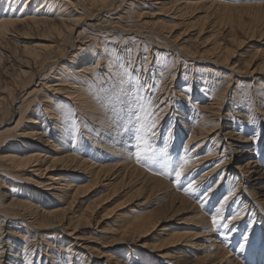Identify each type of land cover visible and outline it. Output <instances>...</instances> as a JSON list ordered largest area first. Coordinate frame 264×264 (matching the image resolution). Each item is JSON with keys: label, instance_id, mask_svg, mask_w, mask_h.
<instances>
[{"label": "bare ground", "instance_id": "6f19581e", "mask_svg": "<svg viewBox=\"0 0 264 264\" xmlns=\"http://www.w3.org/2000/svg\"><path fill=\"white\" fill-rule=\"evenodd\" d=\"M107 1L79 0V7L78 0L75 4L71 0H0V44L15 29H23L24 38L33 29L44 28L57 42L44 36L41 38L45 43L36 44L35 49L25 46L27 57L43 76L55 64V58L63 54L67 42L76 46L74 39L80 40L78 35L69 40L67 30L73 32L75 28L68 21L78 23L94 11L106 6L109 10L118 8L125 1L133 20H143L145 12L136 3L138 0H117V4ZM253 1L161 0L158 13L179 21L169 24L164 17L150 13L151 17L155 15L152 26L145 32L138 29L133 33L153 43L161 37L169 39L172 35H166L175 24L199 29V33L207 28L210 34L202 51L176 44L178 54H172V72L175 77L179 58L184 64L191 60L193 67L201 65V61L208 62L204 67L208 71L217 69L216 77L228 76L227 85L223 83L217 92L213 90L219 79L206 81L195 76L188 85L180 81L181 86L171 96L161 79V71L168 67L164 58L170 50H156L152 67L147 62L143 63V71L132 69L124 44L117 43L123 38L110 32L115 30L116 21L108 20L97 23L99 28L88 35L93 36L90 43L81 42L84 47L79 46L75 54L64 58L63 64L54 65L59 67L55 74H59L56 79L60 84L51 77L34 84L20 101L15 125L0 131V223L16 219V229L9 228L7 234L15 239L6 240L5 249L0 245V263L6 259V264H32L26 241L36 233L42 238L48 232L51 237L53 231L69 237L67 244L76 247L79 257L70 262L52 249L44 264H153L149 254L158 259L154 264H264V126L253 121L252 126L245 125L247 129L241 130L250 111L255 109L253 113L260 116L262 110L248 107L247 113L239 116L236 108L241 105L240 99L234 92L238 85L246 84L242 80L244 71L259 74L257 78L250 76L248 84L257 81L255 88L264 91V46H255L254 50L256 55L261 53V59L253 56L243 66H236L233 60L242 36L255 41L264 37V0ZM129 20V24L135 22ZM120 27L122 33L129 28L128 24ZM224 28L223 39L220 35ZM34 74L22 68L21 77L13 85L33 84ZM37 87L51 91L42 106L35 98ZM12 94H0V120L7 116V99ZM254 96L261 104L256 92ZM169 97L174 98L175 105ZM150 107L159 117L155 143L150 134L146 135L159 161L152 170L137 163L136 149L130 142L134 129L149 122ZM230 112L238 115L237 126L236 119L228 116ZM137 113L139 120L134 118ZM15 132L19 139H13ZM186 149L190 163L180 187L174 183V170ZM232 159L241 160L234 165ZM155 171L169 174L157 175ZM189 183L194 190L186 194L183 188ZM213 202L215 206H211ZM228 207L233 211L227 213ZM217 208H221L218 221L232 229H220L225 238L212 228ZM99 213L102 214L97 218ZM174 213L182 214L175 220L176 227L172 223L165 227L163 221L171 220ZM236 213L239 218L229 223L226 217ZM255 221H259L261 231L256 229ZM99 226L108 231L104 242L92 243L94 238L81 236L85 230ZM1 227L0 224V230ZM243 236L248 237L247 241ZM198 237H202V245ZM17 239L22 240L23 248L10 251ZM42 240L48 250L49 238ZM226 241L231 246H225ZM204 242H208L207 246ZM105 247L109 252L103 251Z\"/></svg>", "mask_w": 264, "mask_h": 264}, {"label": "rangeland", "instance_id": "374dc122", "mask_svg": "<svg viewBox=\"0 0 264 264\" xmlns=\"http://www.w3.org/2000/svg\"><path fill=\"white\" fill-rule=\"evenodd\" d=\"M76 1L77 0H71V2H73V4H75ZM160 1L161 0H149V1L138 0L136 2V3H139V6H141L143 8L142 12H145V13H143V17H142L143 20H145V19L147 20V21H145V23H141V21H143V20H141V21L133 20L134 17L133 18L131 17L132 16V11L129 10L128 7L126 6L127 5L126 1L123 2V4H121L118 8H112V9L109 10V8L107 9V6H106L105 8L102 9L103 11L105 9V11L108 12V13L103 12L102 10L101 11L99 10V12L98 11H94L91 15H89V18H83L81 21H78V23H75L73 21L71 23V21H68L67 24L68 25L70 24L71 27L75 28V29H73V32L67 30V32L70 34L69 35V40L71 39L73 41V38L76 37V35L79 36L80 40H78V38H77V40L74 39V41H76V42L73 41V43L76 44V46L75 45L72 46L70 43L67 42L66 45H65V50H64L63 54L58 55V57L55 58L54 63L56 64V66H58L59 64H63L65 62V59H67V57L70 56V54H75L78 51V47L79 46L84 47V45H81V42L90 43V41L93 38V36H88V35H90L92 33V31H94V30L99 28L97 23L99 21H101V20H108V22L116 21L115 22L116 23L115 24V30L114 31L112 30L110 32L113 35H115L117 38H120V37L123 38L122 40H120L117 43H118V45L119 44H124V49H125V51L127 52V55H128L127 57H129V60L131 62V63L128 62V65H130L132 67V69H136L137 68V70L143 71V67H144L145 64H147V62H148V66L152 67V63L154 62V60H156V57H155L156 56V52L158 53L159 51L161 52L162 50L164 52H166V51L170 50L169 51L170 55L166 54V57L164 58V61L168 64L167 65L168 67H166L163 71H161L162 75L164 74V77H162L161 79H163V81H165V84L167 85L166 87H164V90L165 91L167 90L166 92H168V94H170L171 96H173L174 89L176 87H177L176 89H179V86H181V82L182 81L186 82V84L188 85V84H190V82H193L192 78L195 79V76H200L201 79L204 78L206 81L211 80L212 77H216L215 75L218 74L217 73V69L210 68L209 71H208L206 69V67H204L203 64H205V63L208 64V62L201 61L202 63L201 62L199 63L201 65H198L197 67H193L192 66L193 64L191 65V60L186 61V63L184 64L182 62L183 59H180V58H179V63H177L176 76L175 77L173 76V72H172L175 69L173 67V65H172L173 64V57L172 56L175 53H177L176 52L177 49L175 48L176 44L181 43L183 46L191 48L194 52H196L198 50L202 51L207 46L208 35L210 34V32H206L207 28H205L204 30L202 29L203 31L201 30L202 32L199 33V29L188 28L185 24L184 25H181V24H177L176 25L175 24L174 28L170 30V33L166 35V36H171L172 35L173 37L171 36V37H169V39L171 38V40L173 42H170V40L165 38V37H161V38L157 39L156 42L152 43V42L145 41L146 39H142L139 36H133V33L134 32H138L137 31L138 29L142 30L143 32H145L146 29L150 28L152 26V22L154 20L153 17L155 15L160 16V18L164 17L163 19L166 20L169 24L177 23V21H179L178 19H171L169 17H166V15H164L163 12L162 13H158L159 12L158 3H160ZM231 1L235 2V3H239V2L241 3L242 1H246V0H239V2L238 1L236 2V0H231ZM252 1L253 0H250V2H252ZM257 1L258 0H254L253 2H257ZM110 2H113V3H116V4L118 3L117 0H113V1H110ZM140 2L141 3L143 2L142 3L143 6H142V4ZM147 3H149V4H147ZM78 6L80 7L79 0H78ZM66 8H68V9H66L68 11L71 9L69 6L66 7ZM150 13H152V14L154 13L155 15L153 17H151V16H149ZM80 15H82V14H80ZM101 16H103L104 18H100ZM129 19H132L133 22L135 21L134 22L135 24L134 23L133 24H129V22H131ZM244 19L246 21H249L246 17H244ZM86 24H93V26L94 25L95 26L94 27H88ZM127 24H128L129 28L128 29H124V30H126L125 31L126 33L125 32L122 33V31L119 32V30L123 29L120 26L121 25H127ZM141 28H143V29H141ZM104 29L105 28L100 29V31L103 32ZM22 30L23 29H15L12 32L13 34L9 35V37L7 36V38L4 39V42H2V44H0L1 46L4 45L3 47L0 46V50H2V52L0 51V61H1V59L3 61V62L2 61L0 62V94L1 95H6V93L8 91H11L13 93L12 97L7 99V103H8V105H10L9 109L11 111L8 109L7 114H6L8 117L5 116L2 119L3 121L0 120V131L2 129L6 128V127H12V125L13 126L15 125L16 121L19 118V110L17 108H18V106L21 105L20 101H21L22 98H24L26 96L27 92H30L31 89H33L35 87V85H34L35 83L39 82L40 80L41 81H48L49 79L51 80V78L54 79V80H57V83H59V84L61 82L59 79H56L57 77L59 78V74H55L59 67H56V66H54L55 64H53L52 68L49 71H44L43 76H42L41 73L37 70V68L35 66L33 67L34 63L31 61L30 58L27 57L28 54L25 53V46L29 47L30 49H35V47L37 46L36 44L45 43L44 42L45 40L42 39L41 37H44V36L50 37L52 40H54V42H57V39L55 37H52L50 34L46 33L44 28H42V29H33L32 31H30L26 35V37L23 38L24 35L21 33ZM223 30L225 31L226 28H224ZM95 32L96 31H94V33ZM111 33H109V34H111ZM44 34H47V35H44ZM179 34H181V35H179ZM225 34H226V31L223 34H221L220 36L224 39ZM239 34H241V33H239ZM222 35H224V36H222ZM225 38L227 39L228 37H225ZM244 38L245 37L242 36L243 40H242L241 44L238 45V47L235 49V52H234L235 56H233V58H234L233 60L235 61V65L236 66L237 65L238 66H243V64L247 60H249L251 57H253V56L254 57L256 56L255 58H257V56H258L259 59H261V57H262L261 53L258 54V55L254 54V50H255V46H257V47L259 46L260 49H261V47L263 48V46H264V37L262 39H259L258 41H255L254 39L248 40V39H246V38L244 39ZM124 39L127 40V43L123 42ZM141 40L143 42H141ZM62 42H63V40L61 41V43ZM136 42H138V46H136V44H137ZM156 45H157V47H156ZM261 45H263V46H261ZM39 48L41 49V47H39ZM136 48H137V50H136ZM160 48H161V50H160ZM140 57L141 58L146 57L148 61L146 59L142 60V59H140ZM143 63H145V64H143ZM22 68L23 69H31V70H33L35 72V74L33 75L34 76V83L33 84L30 83V85L28 84L27 86H21V85L20 86L19 85L15 86V85H13L14 80L16 81V79H19L21 77L20 70ZM155 68L156 67H154V69ZM242 74H243V76L249 77V78L246 79L245 77H242V80H245L244 83H246V84H240L234 89V92L236 93V96L238 95V99H240V104H241L240 106H238L236 108V111H239V116H242L241 114L244 115V114L247 113L246 109H248V107H249V110H253L254 109L253 107H257L258 106V108L260 110H262V112H261L262 114L260 116H258V115L253 113V112H257L255 109H254L255 111L253 110V112L250 111V113L247 115V119L244 120L247 123L245 122V124L242 125V129L241 130L244 132V129H247L248 127L252 126L251 123L253 121H255L254 123L256 125L262 122V125L264 126V91L255 88V86L257 84V81L253 82V80H252V83L248 84V82L251 81V79H250L251 77L250 76L257 78V77L260 76L259 74H251L250 75L246 71H244ZM177 76H179V77H177ZM216 78H217V80L219 79L218 80L219 84H217V86H216V84H214L213 92H217V90H220L223 87V85H222L223 83H225V85H227V83H228V76L227 75L223 76L222 79H220L219 77H216ZM231 83H232V81H231ZM233 85H235V84L233 83ZM6 86H7V88H5ZM37 88H39V89H38V91H36L35 98H36L37 102L42 106V104L44 103L46 98H48L47 95L51 94V91H46L44 89H40V87H37ZM209 88L211 89L210 86H209ZM255 92H256V94L258 96L257 98H258V100H260L261 104H257L258 102L255 101V96H254ZM61 93H62V91H60L59 93L57 92L55 94L58 95V94H61ZM57 95H54V96H57ZM30 98H31V96L28 97L27 100H29ZM169 100H171L172 106L175 105L176 102H174V98L173 97H169ZM227 113L228 112H226L225 114L227 115ZM228 116H230L231 117L230 119H232L233 121L236 119V121H234V122H236L235 125L237 126L238 125L237 122L240 121V120H238V118H236L238 115L232 114L230 112ZM245 125L247 126V128H246ZM18 128H21V126H18ZM263 128H262V130H263ZM15 131H17V129H15ZM237 131H238V129H237ZM262 135H263V132L260 133L259 138L262 137ZM13 139H15V140L19 139V136L16 135V132H15V138H13ZM259 159L261 160V157H259ZM240 160L232 159V162L235 165ZM29 175H30V173L26 172L25 176L29 177ZM179 186L182 187V185H179ZM0 188H1V186H0ZM176 189H178V186H177ZM213 204H214V202L211 204V206ZM214 206H215V204H214ZM212 208L213 207H211V209ZM227 209H229L228 210L229 212L227 211V213H230V212L233 211L232 210L233 207L232 208L228 207ZM168 213H170L169 210H168ZM101 214L102 213H99L97 215V218H100L99 216ZM205 214L208 215L209 213H205ZM174 215L175 216H173L171 218V220L168 219L167 221H165V220L163 221V224H165V227H166V224H168V223H172V224H174L173 227H176L175 226L176 225V221L175 220L178 217H180L182 214L181 213L180 214L179 213H174ZM6 220L3 221V224L0 223L2 225L1 230H0V240H2V242H1L0 245L3 246V249L7 248V246H4V244H6L5 243L6 240H8L9 242H12L11 240L15 239V237H8L7 234H8V232H9V230L11 228L14 229L16 227V225L13 224L16 221V219H10V220L6 219ZM17 222H19V220H17ZM4 223H6V224H4ZM255 223H256V229H259V231H261L260 229L262 228V226L260 225L259 221H255ZM100 225H102V224H100ZM223 225H224V223H222V220H221V221H219V226L215 229L217 234H221V238H225V235H222V233L220 231V229L224 228ZM85 228H87V227H85ZM100 230L103 233H101ZM105 231L108 232L106 229H101L100 226H99V228L98 227H93L92 229L85 230L83 232V235H81V236H90L91 238H94V241L92 243H94V242H101L102 243V242H104L103 241L104 236L107 235V233ZM48 234L49 233L47 232L46 235H42V238H40L39 234L36 233L37 237L36 236L34 237V235H33L29 240L26 241V245H27L28 250H29L30 258L33 261L32 264H35L36 261H39L40 264L46 263L45 262V259H47V257H46L47 255L46 254L50 253V252H53L52 249H54L59 256H62V257H66L67 256V258H68V260L70 262L74 261L76 258L79 257V255L77 254L78 251H76V247L75 246H71L70 247L67 244V241L70 240L69 237H67V236L65 237V235L62 234V233L57 235V233H55L53 231H52V235H49L51 237H48ZM6 235H7V237H6ZM227 235L229 236V232H228ZM47 238H49V240H47V241H49V243H50L48 250L45 249V246L43 245V240H42V239H47ZM201 238L202 237H198L197 242L199 244L201 243V245H202L203 244V240H201ZM221 238H218L217 241L220 242ZM61 239H63V241L59 242ZM35 240H37V241H35ZM228 240H229V237H228L227 241ZM39 241H41V242H39ZM21 242H22V240H18L17 239L15 242L12 243L14 246H11V247L9 246L10 247L9 250L10 251H16L18 247L20 248V247L24 246L23 244L20 245ZM207 243L208 242H204V244H206V246H207ZM228 243L229 242H227L224 245L226 246ZM2 246H0V247H2ZM230 246H231V244H230ZM100 248L101 247L99 246V249ZM230 248H232V247H230ZM43 249H45V251L46 250L47 251L44 252ZM9 250H5V253L6 252L7 253L10 252ZM108 250H109V248H106V247L103 248L104 252L105 251L109 252ZM198 250H202V247H198ZM231 251H232V249H231ZM147 254H149V253H147ZM204 254H205V252L201 253L200 255H204ZM2 256L3 257H1V258H4V252H3ZM148 257H149L150 261L153 264L158 262V259L152 257V254H149ZM103 260L104 259H101V261H103ZM5 261H6V259L2 260L0 264H6L7 262H5ZM127 264H135V263L130 261Z\"/></svg>", "mask_w": 264, "mask_h": 264}, {"label": "snow or ice", "instance_id": "6c2138e0", "mask_svg": "<svg viewBox=\"0 0 264 264\" xmlns=\"http://www.w3.org/2000/svg\"><path fill=\"white\" fill-rule=\"evenodd\" d=\"M149 122L145 124H141L139 127L134 129V135L132 139L130 140L131 143H133L134 148L136 149L134 151V156L137 161V163L143 164L145 167H148L150 170L153 169L154 165L158 164L159 161L157 160V152L149 146L148 139L146 138V135H151L153 137V143H155L154 137H155V128H156V120L159 118L156 115V111L154 108H149ZM136 120L140 119L139 114L137 113L134 117ZM135 141H138V143H135ZM188 151L185 150L184 154L179 155V164L174 170V183L180 185L181 179L185 174V169L190 163V157L188 156ZM154 174L157 175H168V172L164 171H155ZM183 190L185 193H190L194 190V185L192 183H189L187 187H184ZM227 197H225V200ZM221 213V208L216 209V214L212 215V228L215 230L219 226L218 221V215ZM239 218V213L230 215V217H226V219L229 220V223H231L232 220H236ZM223 227L229 228V224H224ZM232 229L229 228V231ZM243 239L247 241L248 237L243 236Z\"/></svg>", "mask_w": 264, "mask_h": 264}]
</instances>
